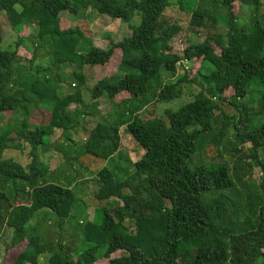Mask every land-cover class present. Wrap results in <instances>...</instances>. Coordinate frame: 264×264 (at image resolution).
I'll use <instances>...</instances> for the list:
<instances>
[{
	"label": "trees",
	"instance_id": "16d2710c",
	"mask_svg": "<svg viewBox=\"0 0 264 264\" xmlns=\"http://www.w3.org/2000/svg\"><path fill=\"white\" fill-rule=\"evenodd\" d=\"M174 1L184 9L183 0H89L82 6L77 0H0V12L18 34L37 24L39 41L52 42L55 67L75 64L87 41L78 27L61 28L62 13L76 18L82 8L91 7L129 25L131 36L110 40L106 48L92 46L80 57L84 65L96 67L118 54L123 72L99 80L90 90L92 101L106 97L114 111L91 130L83 148L94 158L112 160L122 151L120 129L125 127L145 150L131 173L108 168L97 173L101 186L94 197L107 205L99 209L98 221L84 223V254L74 259L59 239L42 241L40 220L51 213L69 218L77 198L71 186L47 182L48 169L37 150L47 137L58 131L68 135L78 125L79 108L86 105L85 77L74 73L78 88L61 95L60 86L42 76L43 69L28 76L18 54L26 39L20 38L14 50H4L0 38V115L22 113L21 120L10 118L0 128V229L12 230L8 251L21 249L13 264H38L41 256H48L47 264H264V91L257 93L264 88V1L241 0L251 13L247 32L234 12L239 0H198L188 29L193 34L204 30L206 36L201 43L190 41L183 55L171 45L183 27L165 14ZM216 2L223 10L210 12L208 6ZM221 15L226 32L217 28ZM195 59L202 60V68L191 76L187 64ZM192 85L199 87L192 101L166 109L163 116L151 115L149 107L182 98ZM228 91L234 94L227 97ZM253 92L257 100L239 103ZM120 95L128 96L116 104ZM72 104L74 111L69 110ZM43 105L51 107V120L31 129L32 113ZM225 105L236 107L235 116L225 114ZM217 112L223 123L215 143L235 131L234 165L192 169L198 139L213 131ZM22 142L31 146L27 167L3 157L7 149L22 150ZM255 168L261 171L258 181L251 177ZM38 214L40 222L32 225ZM117 253L121 256L114 257Z\"/></svg>",
	"mask_w": 264,
	"mask_h": 264
},
{
	"label": "rangeland",
	"instance_id": "374dc122",
	"mask_svg": "<svg viewBox=\"0 0 264 264\" xmlns=\"http://www.w3.org/2000/svg\"><path fill=\"white\" fill-rule=\"evenodd\" d=\"M82 6L89 0H77ZM84 3H81L83 2ZM264 1V0H263ZM198 0H183L184 9L180 5L174 4L166 10V16L169 22L176 21L183 27L180 32L171 42L173 52L183 55L184 50L190 45V41L194 43H201L205 36L206 31L201 30L198 33L193 34L188 29V24L191 19V15L197 8ZM214 6V7H213ZM210 12L218 13L223 9L219 2L213 3L208 6ZM241 10V11H240ZM235 14L242 17L239 20V24L246 27L247 32L251 31L252 23L249 8L246 6L241 7V0L234 4ZM61 28L63 30L78 27L84 34V41L82 46L78 49L79 57L75 64H58L55 67L56 59L53 56V44L48 40L38 39L39 27L37 24H31L29 27H24L23 32L18 34L15 31L7 18V15L0 12V38L2 39V48L4 50H14L16 43L20 38L26 39L24 42L25 47H21L18 50L19 56L23 59V66L27 68L28 76L34 75L36 69L40 68L44 71L50 67L51 71L48 73H42V76L46 74L50 76L53 85L58 84L60 86L59 93L61 95L72 94L78 88V83L72 79L74 73L80 74L85 77V84L83 86V98L86 105L83 108H79L83 115L78 120V125L70 132V134L63 136L61 132L54 133L51 137L46 138L44 146H40L37 150V155L48 169L46 175L47 182H53L55 184L70 187L76 194L77 203L67 219H59L57 215L51 213L45 220H40L41 225L37 226L38 234L42 241H55L59 239L63 244H67L71 249V254L74 259L84 254L88 250V244L83 236L84 223L92 222L99 219V209L103 206L106 207V202L100 203L94 197L101 184L97 178V173L103 169H123L128 173L133 171V165L139 161L145 154V150L140 147L138 142L132 137L125 127L120 129V136L122 139L121 153L116 155L114 159L105 161L100 158H94L91 155L85 153L83 146L87 143L91 130L101 121L104 117L111 119L113 116V103L108 101L106 97L99 99L98 101H92L90 99V90L94 85L105 77H111L116 75H123V72L119 71L120 57L116 55L115 60L105 66L90 67L84 65L81 56L86 54V51L92 47L106 48L110 40L120 42L123 38L129 37L132 31L129 25L121 20H115L108 16L99 15L91 7L82 8L78 17L74 18L70 13L64 12L60 15ZM217 25L218 30L226 32V22L221 16H218ZM135 23H139V19H135ZM219 52V50H217ZM36 56L31 63L32 57ZM264 54V53H263ZM54 65V66H53ZM190 68L188 72L191 76H195L197 72L202 68V60L195 59L191 64H187ZM209 70V69H208ZM179 73H182L180 71ZM41 76V77H42ZM77 84V86H75ZM258 94L261 95L264 91L263 87H259ZM199 92V87L192 85L185 88V94L182 98L171 101L170 103L157 104L149 107L151 115L163 116L166 109L177 110L181 106L192 101L194 95ZM233 91L226 93L227 97L232 96ZM128 95H120L116 98L117 103H120L122 99ZM255 98L257 100L256 92H253L251 97H247L245 100L240 101L242 105L248 104V99ZM49 106H41L34 109L31 116V129L37 125H48L51 120V112ZM75 104L69 107V110L74 111ZM255 112H259L256 107ZM223 111L227 116H235L236 107L225 105ZM146 115H150L147 113ZM10 118L17 120L22 119V113L17 112L5 113L0 115V128L3 124L7 123ZM223 123L222 113L217 112L215 114V120L213 121V128L210 134H202L197 142V151L190 161L192 169L206 165L216 166L229 164L234 165V158L231 156L232 144L235 143V131L230 130L228 135L223 141L217 145L215 143V135L221 128ZM6 126V125H5ZM257 126V124H255ZM1 132V131H0ZM217 146H216V145ZM22 150L7 149L4 152V159H13L15 162L27 167L31 163V146L22 142ZM242 155V147H239ZM261 158L264 160V152L261 153ZM247 160V159H246ZM122 176V175H121ZM261 176L259 168H255L251 177L258 181ZM109 206V205H108ZM109 208L113 209L112 206ZM99 212V214H98ZM98 215V216H97ZM38 214L32 221V225L38 224L40 219ZM63 222V225H59ZM85 223V224H86ZM43 227V228H42ZM12 230L7 227L0 229V262L3 264H13L16 255L19 250L8 251L6 246L9 244L12 238ZM59 235V236H57ZM26 243L23 244V247ZM121 256L120 253L114 255V257ZM48 256H41L38 264H47ZM100 264H109L108 260L103 261Z\"/></svg>",
	"mask_w": 264,
	"mask_h": 264
}]
</instances>
